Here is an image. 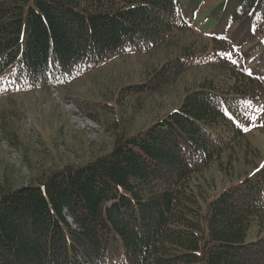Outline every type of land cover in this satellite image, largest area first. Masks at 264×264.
<instances>
[{
    "label": "trees",
    "instance_id": "1",
    "mask_svg": "<svg viewBox=\"0 0 264 264\" xmlns=\"http://www.w3.org/2000/svg\"><path fill=\"white\" fill-rule=\"evenodd\" d=\"M207 1L188 2L194 12ZM216 1L226 32L235 26L245 37L237 45L247 55L228 64L215 61L217 34L197 33L186 0H0L4 100L68 87L127 51L155 56L177 35L211 43L151 60L115 98L104 77L100 92L76 98L85 117L113 120V147L26 185L0 186V264H264V163L220 188L207 176L247 135L243 119L264 100V77L245 71L256 62L264 75V0ZM215 63L231 75L186 85L179 104L150 126L130 134L113 118L128 96L138 108L194 66ZM2 117L14 143L13 118Z\"/></svg>",
    "mask_w": 264,
    "mask_h": 264
},
{
    "label": "rangeland",
    "instance_id": "2",
    "mask_svg": "<svg viewBox=\"0 0 264 264\" xmlns=\"http://www.w3.org/2000/svg\"><path fill=\"white\" fill-rule=\"evenodd\" d=\"M188 1L190 0H186ZM218 4L216 0L207 1L192 12L188 2L185 12L191 16L197 33L201 32L206 36L216 32L217 37L213 45L218 47L221 57L215 61L228 64L247 55L246 50H240L237 45L239 41H244L245 37L243 32L238 33L235 26L226 32L221 21L222 12L217 11ZM197 33L188 32L181 34L179 38L177 35L168 47L155 56L127 51L123 56L114 57L98 70L68 87H57L59 92H54L51 88L48 91L14 97L15 100L12 101L0 99V186L4 183L26 185L40 177L42 171L62 168L70 163L82 165L110 151L115 141V128L110 126L113 120L100 122L85 117L76 105V98L80 95L85 98L93 92H100L98 86L103 77L104 81L109 82L107 92L110 94L109 97L115 98L120 95L123 85L140 81L139 73L145 70L151 60L174 55L187 44L200 49L194 50L195 53L201 52V49L208 48V44L211 43ZM214 65L215 67L194 66L183 74L177 83L169 86L164 96L161 94L157 96L156 93L147 95L143 97V102L138 108L134 107L136 98L128 96L111 114L115 119L124 120L127 124L126 131L134 134L150 126L159 113L172 109L175 104L178 105L183 98L186 85L192 86L204 77L228 78L231 75L224 67H217L216 63ZM255 66L256 62H252L245 71L257 76L261 73L260 77H264L263 72ZM260 88L264 91V84ZM57 94L59 96H56ZM112 101L115 102L114 99ZM164 103L168 105L161 108ZM123 108L126 112L135 111L134 114L139 110L140 112L134 119L131 120L127 116L125 120L122 118L125 112ZM250 111L252 114L249 113V119H243L247 135L231 150L225 152L221 165L214 162L207 171L209 180L219 183L216 184L218 188L244 178L254 167L264 163V130H259L264 124V100ZM5 112H10L14 129L19 135L14 143L8 131L9 127L8 129L5 127V120L2 117ZM252 233L253 235L257 233L256 227Z\"/></svg>",
    "mask_w": 264,
    "mask_h": 264
}]
</instances>
